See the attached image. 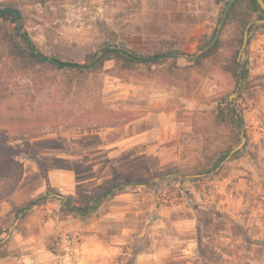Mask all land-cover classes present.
Listing matches in <instances>:
<instances>
[{"label": "rangeland", "instance_id": "1", "mask_svg": "<svg viewBox=\"0 0 264 264\" xmlns=\"http://www.w3.org/2000/svg\"><path fill=\"white\" fill-rule=\"evenodd\" d=\"M228 2L0 0V10L18 8L50 60L87 66L90 55L121 48L151 57L199 54ZM6 36L15 37V25L0 19V46ZM239 36L240 25L230 23L216 53L199 62L173 57L125 66L107 54L100 70L85 73L31 63L9 76L11 62L0 59V142L15 156L7 160L0 145V264H264V25L242 51L249 77L241 84L229 70L243 46ZM242 132L247 141L233 159ZM25 171L31 191L23 199L47 180L55 199L22 217L12 196ZM215 178L220 197L228 178L234 189L231 214L191 193L214 188ZM170 179L187 191L182 209L153 204ZM118 183H130L123 196L87 218L61 212L58 199ZM110 207L120 219L83 251L84 226ZM112 235L132 243V255L108 253Z\"/></svg>", "mask_w": 264, "mask_h": 264}, {"label": "trees", "instance_id": "2", "mask_svg": "<svg viewBox=\"0 0 264 264\" xmlns=\"http://www.w3.org/2000/svg\"><path fill=\"white\" fill-rule=\"evenodd\" d=\"M228 4V3H227ZM13 9L15 11H18L21 16L20 22L16 21V16L14 14H7L2 16L0 19L10 21L12 24L15 25V37H5L3 39L4 44L0 46V59L7 60L11 62L12 69H9V76H14L15 71H24L28 68L26 66L30 65L31 63L35 64L36 66L43 67L45 65L53 66L57 69H75L78 70L81 73H85L86 71L95 72L97 70H100L104 63L107 61L108 55L106 53L102 55L98 54H92L88 57V64L87 66H82L78 64H71L70 67H63L59 64H56L52 62L49 56L43 54L35 44V42L31 39L27 31L24 29L22 21V14L21 11L13 6H8L3 9ZM259 14V19H264V12L261 8V6L258 4L257 0H236L235 4L231 8L228 17L226 19L225 26L223 28V31L226 29V27L233 22H237L240 25V36H239V44L242 46L244 41V34L247 29V27L252 24L249 28V34L258 26L253 22V15ZM217 30V29H216ZM215 32L213 33V37L215 36ZM222 31V32H223ZM5 32V31H3ZM209 44V43H208ZM221 44V38L216 43V45L210 49L208 52L203 54L202 56L196 58L193 60L194 62H199L201 59H204L206 57L211 56L213 53H216L217 48ZM112 53H109L110 55H114L118 57L123 65L125 66H132L134 64H153L160 59H155L151 63H146V60L151 59L153 57L151 56H142L140 53H137L135 50L131 49H118V50H112ZM155 57V56H154ZM166 58H173V57H166ZM162 59V58H161ZM62 62L61 60H58ZM2 64V63H0ZM0 74L6 73L4 72V69L6 67L1 66ZM230 72L233 74V76L236 78V81L238 84L243 83L248 77L249 72L245 65L239 60L238 53L235 55L233 59V64H231L229 68ZM0 79H4L2 76H0ZM3 100L7 98V96L1 97ZM231 116V124L235 125V118H236V111L231 110L230 111ZM234 121V122H233ZM240 125H237L239 129H243V121L241 118H239ZM244 136H246L245 132H242ZM5 141H1V149L4 148ZM10 150H5L4 148V154L9 161H14L13 159L15 156H12V152H9ZM240 152L235 153L233 156V159L239 154ZM227 158L226 155L222 156L217 164L215 166H219L221 162H223ZM130 185V183H118L116 185H109V184H103L98 186L94 191L92 192H83L78 194L77 198H71V197H64L61 199H58L61 202V212H64L65 214L69 215H76L80 218H87L90 214H92L95 210H97L104 202H106L109 198L114 197L120 193H122L126 186ZM51 190L52 187L47 180V192L44 195L38 196L37 198L29 201L25 206L18 209L16 211V214L18 216H26L31 210H33L35 207L44 205L48 200L55 199L54 196H51Z\"/></svg>", "mask_w": 264, "mask_h": 264}, {"label": "crops", "instance_id": "3", "mask_svg": "<svg viewBox=\"0 0 264 264\" xmlns=\"http://www.w3.org/2000/svg\"><path fill=\"white\" fill-rule=\"evenodd\" d=\"M27 175H28V173L25 171L22 181L17 186V188H16V190H15L13 196H12V201L15 202L14 206L16 208V211L18 209L22 208L23 206H25L29 201L33 200L34 197H36L38 195L45 194V192L47 190V185H45V186L42 185V187H40L38 192H36L35 194L23 199V197H24L23 196L24 195L23 191H28V192L31 191V188H27V186H26V183H27L26 180H27V177H28ZM217 176L218 175H215L216 178H217ZM216 178L214 179L215 182H212L214 184V188H215V185H218V183L221 184V182H219V180L216 179ZM228 179L225 180V182L223 183V185H224L223 186L224 187L223 194H225V197L223 196V199L221 201H216L214 204L218 205L219 209H220V207H222V206L225 207V205H226L228 208H224V211H226L227 213L231 214L232 211H231L230 207L233 206V199H231V196L233 197L234 189L231 188V186H230L231 184L230 183L226 182V181H228ZM231 183H232V180H231ZM77 188H78V184H75L74 188L72 189V193L71 194H73V192L75 193ZM121 196H123V195H121ZM121 196H119V194H118V196L117 195L114 196V199H119L118 197H121ZM110 209L111 210H109V211L103 212L101 217L96 219V221L91 223V225H87L86 227L84 226V229L82 230V234L84 235V241H83V244H82V250L84 248H88L90 242L100 241L101 240L100 239L101 238L100 237L101 231L104 230V229H108L109 230L110 228H108V226L113 224L114 221H118L120 219L119 218L120 217L119 214L116 213V211H114L115 208L114 207H110ZM107 222H109L108 225H106ZM124 232L125 233H130V236L132 235L131 234L132 230H130V229L128 231L125 230ZM110 237H113V239H112V241H110V246L111 247L108 250V253L124 254V255H129V256L132 255V243H130V245H128L127 243H124L121 240L116 239V238H119V236H116V235H112ZM162 247H161V249L163 250V252H165L167 249L166 248H162ZM88 253H89V251H88ZM150 253L154 254V253H156V251L152 250V251H150ZM165 253H167V252H165ZM84 258H87V256H84L83 259Z\"/></svg>", "mask_w": 264, "mask_h": 264}, {"label": "built area", "instance_id": "4", "mask_svg": "<svg viewBox=\"0 0 264 264\" xmlns=\"http://www.w3.org/2000/svg\"><path fill=\"white\" fill-rule=\"evenodd\" d=\"M191 193L197 195L199 200L204 201L205 198L213 199L214 202L221 201L223 197L215 188L209 190L205 186L191 188ZM187 191L182 186L179 180L170 179L160 186V188L153 195V204L155 207L162 210H176L182 209L187 205Z\"/></svg>", "mask_w": 264, "mask_h": 264}, {"label": "water", "instance_id": "5", "mask_svg": "<svg viewBox=\"0 0 264 264\" xmlns=\"http://www.w3.org/2000/svg\"><path fill=\"white\" fill-rule=\"evenodd\" d=\"M235 2H236V0H229L227 6L225 7V9L223 11V14H222V17L220 19L219 26H218V28L216 30L215 36L210 41V43L201 50V52L199 54H194V55H191V56H187L186 54H183V53H168V54H165V55H160V56H156V57H153L151 59H148V60H146V63H151L155 59H161V58H166V57H180V58H187L188 60H195L200 55L205 54L206 52H208L219 41L220 36H221V33H222L223 28H224L225 23H226V19L228 17V14H229L231 8L233 7V5L235 4ZM257 2L261 6V8H262V10L264 12V0H257ZM7 14H14L16 16V21L17 22H20L21 16H20V13L18 11H15V10L10 9V8L0 10V18L2 16H4V15H7ZM255 24H257V25H264V19L257 20L255 22ZM251 25L252 24H250L247 27L246 31H245L243 46H242L241 52L239 54V59L242 56V51H244V49L247 46V43H248V40H249V37H250L249 28H250ZM112 52H113L112 50H108V51H106V54H109V53H112ZM51 61L54 62V63H56V64H59V65H61L63 67H70V66H72L71 64L64 63V62H60V61L55 60V59H53ZM246 141H247L246 137L242 134L241 135V143H240V145L238 147H236L234 150L231 151L230 156H232L233 154L239 152L244 147V145L246 144Z\"/></svg>", "mask_w": 264, "mask_h": 264}]
</instances>
